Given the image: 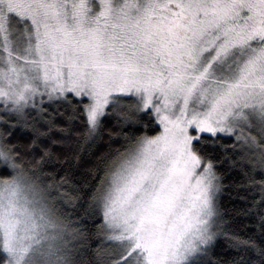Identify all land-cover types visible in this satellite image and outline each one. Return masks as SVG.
<instances>
[{"label":"snow or ice","instance_id":"obj_1","mask_svg":"<svg viewBox=\"0 0 264 264\" xmlns=\"http://www.w3.org/2000/svg\"><path fill=\"white\" fill-rule=\"evenodd\" d=\"M0 264H264V0H0Z\"/></svg>","mask_w":264,"mask_h":264},{"label":"trees","instance_id":"obj_2","mask_svg":"<svg viewBox=\"0 0 264 264\" xmlns=\"http://www.w3.org/2000/svg\"><path fill=\"white\" fill-rule=\"evenodd\" d=\"M229 182L230 178H226L224 181L225 184H228ZM236 196L237 193L232 189L226 190L225 194L221 196V204L233 217L237 219L238 223L249 222L240 221V209H242L244 205L238 199H235Z\"/></svg>","mask_w":264,"mask_h":264}]
</instances>
